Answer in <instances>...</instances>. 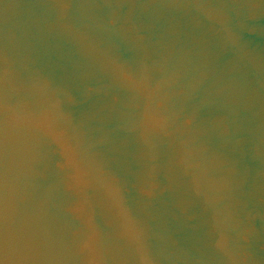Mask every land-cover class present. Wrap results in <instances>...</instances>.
I'll list each match as a JSON object with an SVG mask.
<instances>
[{
    "label": "water",
    "instance_id": "95a60500",
    "mask_svg": "<svg viewBox=\"0 0 264 264\" xmlns=\"http://www.w3.org/2000/svg\"><path fill=\"white\" fill-rule=\"evenodd\" d=\"M0 264H264V0H0Z\"/></svg>",
    "mask_w": 264,
    "mask_h": 264
}]
</instances>
